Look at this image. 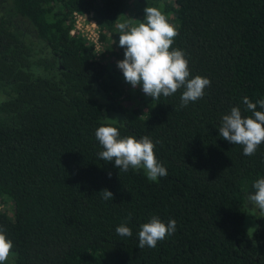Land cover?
<instances>
[{
    "label": "trees",
    "instance_id": "trees-1",
    "mask_svg": "<svg viewBox=\"0 0 264 264\" xmlns=\"http://www.w3.org/2000/svg\"><path fill=\"white\" fill-rule=\"evenodd\" d=\"M146 7L175 26L170 50L185 53L189 78L211 81L184 108L183 89L130 99L122 72L69 36L73 12L91 14L102 41L119 22H144ZM244 97L264 99V0H0V204L9 208L0 231L13 243L5 264H264V213L247 200L264 178V143L244 156L218 131L233 107L253 115ZM102 125L148 136L167 176L151 182L100 160ZM153 216L175 220L176 231L141 250L140 226ZM121 224L131 237L116 233Z\"/></svg>",
    "mask_w": 264,
    "mask_h": 264
},
{
    "label": "clouds",
    "instance_id": "clouds-1",
    "mask_svg": "<svg viewBox=\"0 0 264 264\" xmlns=\"http://www.w3.org/2000/svg\"><path fill=\"white\" fill-rule=\"evenodd\" d=\"M117 28L121 33L118 46L124 49V58L117 62V67L125 82L133 89L140 87L152 100L161 96L170 97L183 89L180 108L203 98L204 90L211 86V81L198 75L189 78L190 71L185 53L179 49L170 50L178 32L160 10L146 7L144 22L138 26L119 23ZM243 104L246 111L253 115L242 117L240 109L233 107L230 114L223 116L218 131L223 140L242 146L244 156H252L264 143V111L256 110L257 104L264 109V99L253 103L248 97H244ZM95 138L103 149L98 153L99 159L114 163L119 171L143 170L151 182H157L159 178L167 176V169L157 161L155 144L148 136L140 139L133 136L121 137L117 127L102 125L96 129ZM252 187L254 191L247 196V200L250 205L264 213V178L256 180ZM99 194L105 201L114 199L107 189ZM128 219H131V214ZM115 231L121 237L132 236V230L125 224L118 226ZM175 231V220H169L166 225L153 216L150 222L140 226L137 247L141 250L145 247L155 248ZM12 248V241L0 231V264H5L12 255Z\"/></svg>",
    "mask_w": 264,
    "mask_h": 264
},
{
    "label": "rangeland",
    "instance_id": "rangeland-1",
    "mask_svg": "<svg viewBox=\"0 0 264 264\" xmlns=\"http://www.w3.org/2000/svg\"><path fill=\"white\" fill-rule=\"evenodd\" d=\"M142 9H144V8H142ZM13 22L17 25L18 28H21V29L27 28L26 23H24L22 20H20L18 18H16V19L14 18ZM119 23H122V22H119ZM119 23H117V24H119ZM117 24L114 26V28L111 32L105 33V40L100 41V48H99V51L97 53V56H95V57L98 58L99 61H102L104 64L110 63L113 67H115V69L119 70L117 67V62L120 60L109 55V51L107 49H105V48H107V46H110L114 52H117V53L119 52V47L117 45L119 42V35L121 33H120V30L117 28ZM122 55H124V54H122ZM120 59H123V58H120ZM120 87H121V89L123 88V91L126 94L127 93L129 94L130 99H132L134 96H136L137 92L139 93V95L144 94L140 87L133 89L131 87V85H129L127 83L121 85ZM94 97H95V99L99 100V97H97V96H94ZM128 103L125 102L126 106L128 105ZM111 116H114V115H108L106 117L107 122L109 121V122L121 123V117L120 116H118V117L115 116V119H112ZM1 205L2 204H0V210H5L8 212L9 208L7 209L6 205H2V206ZM253 221H254L253 219L248 220V218H246L244 220L245 228L247 229L248 233H251L253 231V229H255L254 228L255 224L253 223ZM10 261H11L10 258H8V260L5 263H10Z\"/></svg>",
    "mask_w": 264,
    "mask_h": 264
},
{
    "label": "built area",
    "instance_id": "built-area-1",
    "mask_svg": "<svg viewBox=\"0 0 264 264\" xmlns=\"http://www.w3.org/2000/svg\"><path fill=\"white\" fill-rule=\"evenodd\" d=\"M72 28L69 31V36H77L83 38L88 45L91 46L95 56L100 48L99 28L91 14L73 12Z\"/></svg>",
    "mask_w": 264,
    "mask_h": 264
}]
</instances>
